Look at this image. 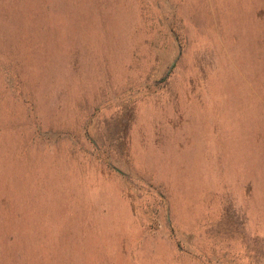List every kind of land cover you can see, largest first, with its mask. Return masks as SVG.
I'll list each match as a JSON object with an SVG mask.
<instances>
[{"label":"rangeland","instance_id":"rangeland-1","mask_svg":"<svg viewBox=\"0 0 264 264\" xmlns=\"http://www.w3.org/2000/svg\"><path fill=\"white\" fill-rule=\"evenodd\" d=\"M0 264H264V0H0Z\"/></svg>","mask_w":264,"mask_h":264}]
</instances>
